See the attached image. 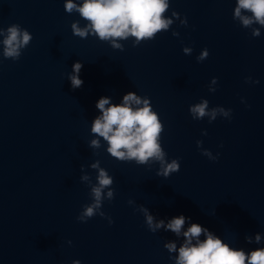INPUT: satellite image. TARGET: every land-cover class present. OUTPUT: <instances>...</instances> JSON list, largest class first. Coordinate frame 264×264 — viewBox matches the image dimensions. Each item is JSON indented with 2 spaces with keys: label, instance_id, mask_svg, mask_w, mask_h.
<instances>
[{
  "label": "water",
  "instance_id": "water-1",
  "mask_svg": "<svg viewBox=\"0 0 264 264\" xmlns=\"http://www.w3.org/2000/svg\"><path fill=\"white\" fill-rule=\"evenodd\" d=\"M66 2L0 0V264H175L192 223L233 249L264 248V28L254 38L259 25L234 20L235 0H169V28L138 44L118 39L121 50L94 34L74 36V22H89L65 12ZM13 24L32 35L16 61L3 55ZM77 62L83 84L72 89ZM129 92L158 115L163 164L117 161L91 133L98 100L122 105ZM204 100L209 113L231 109L229 116L194 119L190 108ZM173 160L178 172L157 175ZM99 169L113 180L102 193L106 217L81 223ZM144 210L154 225L183 215L181 234L150 231Z\"/></svg>",
  "mask_w": 264,
  "mask_h": 264
},
{
  "label": "clouds",
  "instance_id": "clouds-1",
  "mask_svg": "<svg viewBox=\"0 0 264 264\" xmlns=\"http://www.w3.org/2000/svg\"><path fill=\"white\" fill-rule=\"evenodd\" d=\"M169 9V0H83L81 5H76L72 0H67L64 4V10L71 13L73 10L79 13L80 17L88 21L89 24L84 28L78 27V22L71 25L72 34L81 39L94 34L101 41H113V48L122 46L115 43L116 40H125L129 36L135 38L138 44L141 41H148L155 38V35L163 30H167L173 23L172 19L165 18L164 14ZM173 17L179 18V14L172 13ZM233 19H238L243 28H250L253 24L260 27L252 29V37L261 35V28H264V0H235ZM183 25L187 26L186 19ZM7 36L3 40L4 57L16 61L21 56V49L29 45L32 35L22 29L19 25L13 24L7 28ZM3 30H0V35ZM178 36L179 33H173ZM135 46V45H134ZM191 51L185 48V54ZM205 49L197 58V61H203L208 56ZM82 64L77 62L72 66V75L68 77L72 89L80 88L83 81L79 78ZM216 81L213 80V83ZM245 83L256 84L259 81H253L246 78ZM209 91H215L209 89ZM243 102V101H242ZM143 105L142 107H133ZM105 105H108L106 108ZM95 107L101 115L93 120L91 133L102 137L107 142V152L117 161L135 160L138 164H145L150 159L164 162V155L159 143L160 134L163 131L162 124L158 115L152 110L148 99L143 101L134 93L129 92L123 97L121 104L112 105L107 98H100ZM208 101L204 100L190 108V113L194 119H200L205 116L210 117V121L216 118L219 111L224 116H229L231 109H213L211 113L206 111ZM206 134V133H204ZM202 142L198 141V146ZM91 147L98 148L99 141L92 140ZM203 155L209 156L210 160L215 161L218 158L211 157L210 153L205 151ZM93 168H99V162L92 165ZM179 171L178 160L162 167L157 175L168 177L171 173ZM82 179L87 180L85 176ZM97 186L92 187V203L84 207L83 212L77 219L85 223L88 219L99 215L105 218V213L100 211L102 207V193L112 183L110 177L104 169H99L97 176ZM107 198H113V192H107ZM145 211V219L150 231L155 232L163 227L165 231H171L177 236L181 234V229L185 224L186 217L183 215L171 219L166 225L163 220L155 225L153 217ZM109 224L112 223L111 218ZM203 234L204 239L199 237ZM184 243L178 249V256L175 258V264H264V248L245 253L243 250H236L221 239L214 236L207 228H202L199 224L192 223L187 231L183 232ZM247 243H253L252 238L245 237ZM261 236L257 234L254 242L259 244ZM194 242V243H193ZM164 247L169 251H177L174 243L165 244ZM73 264H80L74 261Z\"/></svg>",
  "mask_w": 264,
  "mask_h": 264
}]
</instances>
